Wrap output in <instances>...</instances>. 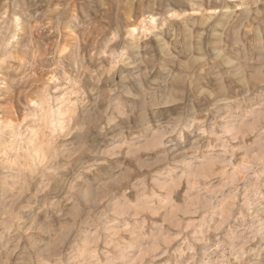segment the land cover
Wrapping results in <instances>:
<instances>
[{
  "label": "rangeland",
  "instance_id": "obj_1",
  "mask_svg": "<svg viewBox=\"0 0 264 264\" xmlns=\"http://www.w3.org/2000/svg\"><path fill=\"white\" fill-rule=\"evenodd\" d=\"M0 264H264V0H0Z\"/></svg>",
  "mask_w": 264,
  "mask_h": 264
}]
</instances>
